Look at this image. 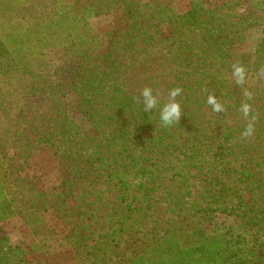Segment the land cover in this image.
<instances>
[{
	"label": "trees",
	"instance_id": "16d2710c",
	"mask_svg": "<svg viewBox=\"0 0 264 264\" xmlns=\"http://www.w3.org/2000/svg\"><path fill=\"white\" fill-rule=\"evenodd\" d=\"M248 1L210 8L192 0L178 15L160 2L76 0L68 13L75 21L88 11L124 10V27L107 33L110 49L99 55L83 28L59 33L53 0H0V222L53 209L71 232L61 252L87 264H264V79L248 84L264 71V0L251 13ZM160 21L169 27L165 39ZM252 31L260 33L255 49L239 55L236 46ZM55 40L65 48L61 84L32 67L38 47ZM234 65L244 68L242 83ZM145 87L158 100L147 112ZM176 88L181 117L165 126L160 110ZM70 95L91 136L66 113ZM209 95L223 111H213ZM249 123L253 133L243 137ZM13 141L19 150L10 156ZM33 143L53 151L64 187L40 195L22 182L13 207L8 168L22 170ZM216 214L234 224L207 234ZM37 248L0 237V264H42Z\"/></svg>",
	"mask_w": 264,
	"mask_h": 264
},
{
	"label": "rangeland",
	"instance_id": "374dc122",
	"mask_svg": "<svg viewBox=\"0 0 264 264\" xmlns=\"http://www.w3.org/2000/svg\"><path fill=\"white\" fill-rule=\"evenodd\" d=\"M142 1L154 4L160 2L163 6H170L178 15L186 13L192 2V0ZM227 1L206 0V3L210 8H215ZM260 1L262 0H249L248 3L243 5V9L247 13H251L254 11L255 4ZM75 2L76 0H53V5L57 7L59 12L54 18L57 27L60 28L59 33L65 38L67 34L63 31V26L69 28L72 34L83 28L84 34L82 35L87 34L89 37L96 39L97 54L106 53L110 49L107 33L120 31L124 27L125 19L122 6L119 5L110 12L99 15L88 11L79 17L78 21H75L71 20V15L68 14H71V8H73ZM256 15L258 14L256 13ZM157 33L163 39L169 36L167 21H160ZM259 34L258 31H252L250 36L252 39L248 38L244 43L236 46L237 53L239 55H251ZM55 42L57 46H49L43 43L38 47L40 55L32 67L36 72L51 74L54 83L61 84L67 78V74L63 71L65 48L61 46V40H55ZM263 79L264 71L252 72L248 77V84L255 86ZM75 104L76 97L70 95L66 113L81 128V133L85 137L91 136L93 133L91 125L77 112ZM30 146L31 155L25 167L19 171L13 167L8 168L9 171L12 169L11 179L16 185H11L7 194V199L13 207L20 205L18 198L22 184H26V187L32 190L31 192H38L40 195L59 191L64 187L60 167L53 151L48 147H38L34 143ZM18 150L19 146L16 141L7 146V152L10 156L16 154ZM22 190L26 189L22 187ZM233 224L234 217L232 215L216 214L213 222L206 225L204 229L207 234H211L214 231L221 232L225 227ZM70 233V227L57 217L53 209H28L27 211L17 212L6 221L0 222L1 239H5L12 246H19L24 250H28L34 245L37 246V250H41L42 264H44L45 259H49L50 264H87L85 261L81 263L79 257L77 258L72 252L67 255H65V252H61V250L65 251L68 247L64 243L61 244L60 239L68 237Z\"/></svg>",
	"mask_w": 264,
	"mask_h": 264
},
{
	"label": "clouds",
	"instance_id": "9594fccd",
	"mask_svg": "<svg viewBox=\"0 0 264 264\" xmlns=\"http://www.w3.org/2000/svg\"><path fill=\"white\" fill-rule=\"evenodd\" d=\"M233 77L235 78L237 83H242L245 76H244V68L239 65L233 66ZM181 89L176 88L169 91V100L167 103L163 104L160 110V121L163 125H172L177 123L181 117V107L180 104L176 101V97L180 94ZM246 96L250 97L249 93H245ZM142 103L144 106V110L150 111L155 108L158 104V100L156 96L153 95L152 89L145 87L141 92ZM207 102L213 106L214 112H221L223 111V106L216 101V98L209 95ZM240 112L243 114L245 118L249 117V113L251 111V107L248 103H241L240 105ZM253 133V126L251 123L244 129L242 136L248 137L251 136Z\"/></svg>",
	"mask_w": 264,
	"mask_h": 264
}]
</instances>
